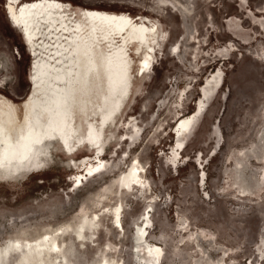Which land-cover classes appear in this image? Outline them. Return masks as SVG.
<instances>
[{
    "label": "rangeland",
    "instance_id": "obj_1",
    "mask_svg": "<svg viewBox=\"0 0 264 264\" xmlns=\"http://www.w3.org/2000/svg\"><path fill=\"white\" fill-rule=\"evenodd\" d=\"M64 1L76 9L146 15L166 35L155 43L151 70L143 80L138 76L139 48L131 45L126 50L131 92L116 110L124 108L116 132L108 130L106 147L96 151L105 158L106 168L77 183L70 156L55 144L43 169L14 180L0 179V243L35 238L68 224L75 228L85 213L98 211L100 228L94 242L82 248L78 239L68 238L77 245L73 264H99L106 253L119 264H149L133 258L132 240L134 226L151 210L149 239L164 248L161 264H264V163L255 156L247 158L251 190L232 185L240 149L256 148L257 154H264V0ZM5 7L6 0H0V93L21 104L35 86L32 56ZM109 37L102 44L108 54L120 44V37ZM221 67L225 72L218 93L207 99L200 85ZM107 96L110 114L116 96ZM201 98L207 102L191 127L188 145L180 161L171 164L177 139L174 119L180 115L176 105L183 100L181 112L187 114ZM131 115L137 117L141 133L122 141L134 129L126 124ZM46 118L41 133L49 130ZM80 149L74 154L80 161L94 156L88 147ZM136 156L146 166L143 173L151 189L125 187L99 203L100 189L127 170ZM121 201L124 231L100 210L103 204ZM197 231L202 232L198 238ZM107 244L117 251L109 253Z\"/></svg>",
    "mask_w": 264,
    "mask_h": 264
},
{
    "label": "bare ground",
    "instance_id": "obj_2",
    "mask_svg": "<svg viewBox=\"0 0 264 264\" xmlns=\"http://www.w3.org/2000/svg\"><path fill=\"white\" fill-rule=\"evenodd\" d=\"M5 8L12 25L19 30L26 45H30L35 86L28 99L21 104L0 93V179L7 177L14 180L20 175L43 169L45 160L52 159L53 147L59 144L70 156L69 168L75 166L77 169L73 173L74 181L83 182L88 174L107 167L105 158L96 151L100 149L103 152L109 139L108 130H111V135L116 132L124 108L118 113L116 110L125 95L131 92L132 76L127 67L130 62L126 50L131 45L139 48L138 76L139 80H143L151 70L155 43H159L160 37L166 34H161L156 22L146 15L134 17L129 12L92 7L76 9L71 2L63 0H6ZM109 35L120 37V44L110 54L102 47ZM224 72L222 67L213 70L203 80L200 86L207 99L220 88ZM109 93L116 96L110 114L108 108L111 104L107 103ZM207 99L201 98L198 107L187 114L181 112L184 109L183 100L176 105L181 116L176 114L178 117L174 119L177 139L172 143L171 164L180 161V155L188 145L191 127L195 121L197 123ZM93 105L95 117L91 119L89 110ZM44 116L47 117L49 130L41 133L39 127ZM126 124L134 129L126 131L121 137L122 141L136 138L141 133L142 128L134 115L129 117ZM86 147L94 156L90 160L83 158L80 161L74 154ZM256 150L240 149L238 152L242 157L235 160L240 168L236 167V178L231 184L242 188L243 192L251 190L247 158L255 156L264 163V154L260 156ZM145 169L146 166L136 156L127 170L115 176L105 189H100L102 193L97 197L98 202L108 200L111 194L123 191L125 187L148 192L151 184L144 177ZM259 188L262 189V184ZM123 208L122 201L115 206L103 204L100 208L103 214L111 217L120 231H124ZM150 223L154 224L151 210H145L141 222L134 226L132 255L133 258L145 259L149 264H161L164 248L149 239ZM99 226L100 213L94 211L92 214L85 213L75 228L68 224L65 228L46 230L35 238H9L0 243V264H10L12 260L17 264H73L72 256L77 245L75 247L68 238L78 239L77 244L83 248L88 241L96 240ZM201 233L197 231L196 237ZM113 247L108 245L105 248L111 252L117 251ZM108 257L107 253L104 254L99 264H119V261Z\"/></svg>",
    "mask_w": 264,
    "mask_h": 264
},
{
    "label": "snow or ice",
    "instance_id": "obj_3",
    "mask_svg": "<svg viewBox=\"0 0 264 264\" xmlns=\"http://www.w3.org/2000/svg\"><path fill=\"white\" fill-rule=\"evenodd\" d=\"M0 91H3L2 89H0Z\"/></svg>",
    "mask_w": 264,
    "mask_h": 264
}]
</instances>
